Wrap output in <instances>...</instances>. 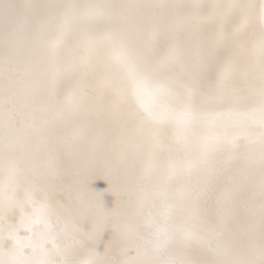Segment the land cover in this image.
Listing matches in <instances>:
<instances>
[{"label":"snow or ice","instance_id":"obj_1","mask_svg":"<svg viewBox=\"0 0 264 264\" xmlns=\"http://www.w3.org/2000/svg\"><path fill=\"white\" fill-rule=\"evenodd\" d=\"M0 264H264V0H0Z\"/></svg>","mask_w":264,"mask_h":264},{"label":"bare ground","instance_id":"obj_2","mask_svg":"<svg viewBox=\"0 0 264 264\" xmlns=\"http://www.w3.org/2000/svg\"><path fill=\"white\" fill-rule=\"evenodd\" d=\"M107 183L104 180H93L90 184V188L93 191H103L107 188ZM115 197H113L110 193H104L102 196V202L106 209H110L113 206ZM111 238L110 232H105L101 237V240L95 245L98 253H103L105 250L106 242Z\"/></svg>","mask_w":264,"mask_h":264}]
</instances>
